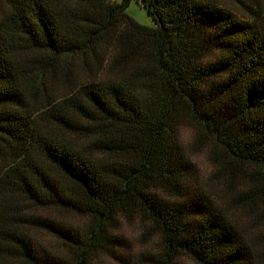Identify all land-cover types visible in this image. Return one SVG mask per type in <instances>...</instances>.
<instances>
[{
  "label": "trees",
  "instance_id": "1",
  "mask_svg": "<svg viewBox=\"0 0 264 264\" xmlns=\"http://www.w3.org/2000/svg\"><path fill=\"white\" fill-rule=\"evenodd\" d=\"M182 121L211 139L216 199L185 192ZM136 218L156 245L120 257L110 230ZM179 255L264 264V0H0V264Z\"/></svg>",
  "mask_w": 264,
  "mask_h": 264
},
{
  "label": "rangeland",
  "instance_id": "2",
  "mask_svg": "<svg viewBox=\"0 0 264 264\" xmlns=\"http://www.w3.org/2000/svg\"><path fill=\"white\" fill-rule=\"evenodd\" d=\"M120 1V0H117ZM127 13L142 24H151L152 19L144 9L143 5L137 1H132L127 9ZM197 130H194L191 125L187 122L182 121L179 124L178 133L184 148L189 153L194 164L195 172L190 175L191 177L185 183V192L189 195L191 193H204V191H209L213 193L214 198L222 189V184L210 182L211 173L215 169V165L210 160V145L211 139H204L200 134H197ZM204 140V141H202ZM242 188L239 185H235V188ZM231 193L232 190H231ZM166 198V197H164ZM189 198V197H188ZM30 211V210H29ZM33 212L38 214V219L40 223H45L47 220H62L64 217L53 210L45 209H32ZM69 220H73L75 223L78 222L81 225L85 223L84 219L68 217ZM146 228L141 222L140 218L134 220H123L118 227L111 228L110 233L115 238V243L117 247H114L115 254L120 257H125L127 259L135 258V256L145 253L149 250H153L157 242V237L151 233L147 232ZM32 236L37 240L40 248L47 249L51 252L54 251V246L57 243V238L52 235L45 228L33 227L31 231ZM114 243V244H115ZM43 250H40L42 258L46 257ZM106 259H104V258ZM101 259L105 261L110 259V262L114 264L116 259L103 256ZM110 263V264H111ZM173 264H196L191 258L185 255H179L175 258Z\"/></svg>",
  "mask_w": 264,
  "mask_h": 264
},
{
  "label": "built area",
  "instance_id": "3",
  "mask_svg": "<svg viewBox=\"0 0 264 264\" xmlns=\"http://www.w3.org/2000/svg\"><path fill=\"white\" fill-rule=\"evenodd\" d=\"M113 1V0H112Z\"/></svg>",
  "mask_w": 264,
  "mask_h": 264
}]
</instances>
